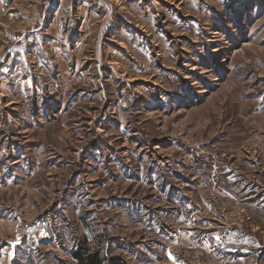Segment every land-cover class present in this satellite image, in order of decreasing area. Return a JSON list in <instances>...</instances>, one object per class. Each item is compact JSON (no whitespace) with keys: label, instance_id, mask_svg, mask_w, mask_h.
<instances>
[{"label":"rangeland","instance_id":"obj_1","mask_svg":"<svg viewBox=\"0 0 264 264\" xmlns=\"http://www.w3.org/2000/svg\"><path fill=\"white\" fill-rule=\"evenodd\" d=\"M264 264V0H0V264Z\"/></svg>","mask_w":264,"mask_h":264},{"label":"trees","instance_id":"obj_2","mask_svg":"<svg viewBox=\"0 0 264 264\" xmlns=\"http://www.w3.org/2000/svg\"><path fill=\"white\" fill-rule=\"evenodd\" d=\"M100 240L97 238L99 246L93 247L89 238L84 237L70 253L71 264H129L124 257L106 251Z\"/></svg>","mask_w":264,"mask_h":264}]
</instances>
